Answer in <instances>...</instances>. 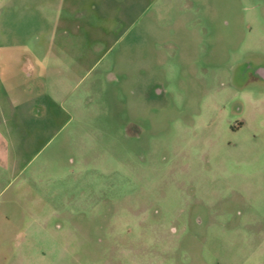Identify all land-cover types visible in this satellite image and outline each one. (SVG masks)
I'll list each match as a JSON object with an SVG mask.
<instances>
[{"label":"rangeland","instance_id":"1","mask_svg":"<svg viewBox=\"0 0 264 264\" xmlns=\"http://www.w3.org/2000/svg\"><path fill=\"white\" fill-rule=\"evenodd\" d=\"M263 6L25 0L0 23V264H264V81L231 80L264 63Z\"/></svg>","mask_w":264,"mask_h":264},{"label":"flooded vegetation","instance_id":"2","mask_svg":"<svg viewBox=\"0 0 264 264\" xmlns=\"http://www.w3.org/2000/svg\"><path fill=\"white\" fill-rule=\"evenodd\" d=\"M239 66V73L237 74V72H235L233 78L231 79L235 84L242 87L246 83H248L250 79H258L264 81V63L254 65L251 60L246 59L242 61Z\"/></svg>","mask_w":264,"mask_h":264},{"label":"crops","instance_id":"3","mask_svg":"<svg viewBox=\"0 0 264 264\" xmlns=\"http://www.w3.org/2000/svg\"><path fill=\"white\" fill-rule=\"evenodd\" d=\"M23 1L25 0H0V23L2 25H11L14 20L12 15L18 13L20 11ZM14 5H16V9H13ZM4 8H5V14H4Z\"/></svg>","mask_w":264,"mask_h":264}]
</instances>
